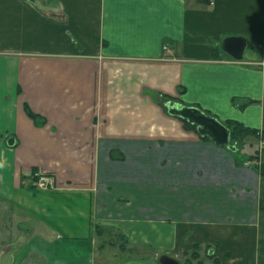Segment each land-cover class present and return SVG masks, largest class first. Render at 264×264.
Returning <instances> with one entry per match:
<instances>
[{"label": "crops", "instance_id": "crops-1", "mask_svg": "<svg viewBox=\"0 0 264 264\" xmlns=\"http://www.w3.org/2000/svg\"><path fill=\"white\" fill-rule=\"evenodd\" d=\"M3 235L7 264H264V0H0Z\"/></svg>", "mask_w": 264, "mask_h": 264}, {"label": "water", "instance_id": "water-1", "mask_svg": "<svg viewBox=\"0 0 264 264\" xmlns=\"http://www.w3.org/2000/svg\"><path fill=\"white\" fill-rule=\"evenodd\" d=\"M249 42V39L243 36H228L223 39L222 48L236 59H244V53ZM170 110L174 114H179L187 120L197 123L200 132L211 136L217 142L231 144L230 129L216 118L199 111L195 107L173 106L170 107ZM160 262L161 264H180L179 259L166 254L160 257Z\"/></svg>", "mask_w": 264, "mask_h": 264}, {"label": "rangeland", "instance_id": "rangeland-1", "mask_svg": "<svg viewBox=\"0 0 264 264\" xmlns=\"http://www.w3.org/2000/svg\"><path fill=\"white\" fill-rule=\"evenodd\" d=\"M3 216L4 217L2 218V221L9 222L8 215H5V213H4ZM8 225H9L8 223H5V224L1 225V227L9 229ZM2 230L5 232V234L9 233V232L5 231L4 229H2ZM120 236L122 237L121 234H120ZM121 237L118 236L116 230H111V231L107 230V231H105V233L101 237L97 238L98 239L97 247L100 250L103 246L105 248H109L111 250V253L112 252L116 253L117 251H119L118 250V247H119L118 243L119 242H120V244H122V243H123V245L125 244V247H128V244L126 245V242H124L126 240L123 239V237L122 238ZM1 242H2V244H1L2 246L0 245V264H7L6 263L7 256H5L4 253H6V251H5L6 245H10L13 243L12 238L11 237L7 238L6 236L3 235V237L2 236L0 237V243ZM44 260H46V262H49V258L47 256L44 257ZM181 262H182V259H181ZM98 264H102V261L98 260ZM107 264H113V260L111 259L109 262H107ZM182 264H184V259H183Z\"/></svg>", "mask_w": 264, "mask_h": 264}, {"label": "built area", "instance_id": "built-area-1", "mask_svg": "<svg viewBox=\"0 0 264 264\" xmlns=\"http://www.w3.org/2000/svg\"><path fill=\"white\" fill-rule=\"evenodd\" d=\"M165 48H167V46H165ZM32 175L35 185L39 188H53L56 185L52 176L43 170H36Z\"/></svg>", "mask_w": 264, "mask_h": 264}, {"label": "trees", "instance_id": "trees-1", "mask_svg": "<svg viewBox=\"0 0 264 264\" xmlns=\"http://www.w3.org/2000/svg\"><path fill=\"white\" fill-rule=\"evenodd\" d=\"M172 99V97H170ZM29 114L32 115L35 118V121L37 122V124H43L45 123V119L43 118H39L38 115L34 114L30 109L28 110ZM171 113L174 114V112L171 111ZM190 126V125H189ZM247 132H254L256 135L261 134L260 131H253L252 129H247V128H243V127H235L234 129V135L236 136V138H242L243 135L247 134ZM197 250L193 251V256L194 258H198L199 255L197 254ZM201 264H203V262L201 261ZM215 264H219V262L215 263Z\"/></svg>", "mask_w": 264, "mask_h": 264}]
</instances>
